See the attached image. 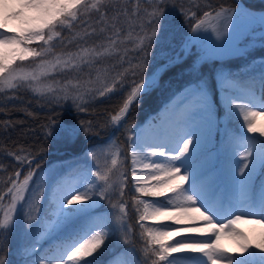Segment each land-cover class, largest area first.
Returning a JSON list of instances; mask_svg holds the SVG:
<instances>
[{"label": "snow or ice", "instance_id": "1", "mask_svg": "<svg viewBox=\"0 0 264 264\" xmlns=\"http://www.w3.org/2000/svg\"><path fill=\"white\" fill-rule=\"evenodd\" d=\"M205 7L192 5L185 11L174 0H0V92L25 88L50 97V103L71 99L83 111L86 97L94 100L127 89L122 106L110 116V123L119 128L130 107L158 84L155 72L148 77L142 73L149 49L166 50L163 42L173 11L195 20L190 40L209 39L210 30L213 48L230 46L236 10ZM13 21L17 25L10 27ZM113 58L116 63H105ZM167 62L159 67L166 70ZM84 68L89 69L87 79L54 80L56 74H79ZM216 93L222 94L219 103ZM221 107L238 128L225 129L226 165L222 175H210L196 161L203 129L213 127ZM255 109H264V58L242 71H220L211 83L195 77L176 104L165 109L160 123L128 129V153L115 144L91 151L86 159L96 161V171L75 162L63 174L44 178L39 165L32 167L31 153L15 156L28 171L20 179L18 169L0 189V253L7 251L10 234L20 228L22 264H264V178L257 177L258 168L264 176V139L258 142L249 135L264 137V128L254 123L264 111ZM45 127L51 130L48 136L71 138L81 132L87 136L96 125ZM109 154L111 167L99 166V157ZM121 155L125 161L131 157L135 191L153 198L135 200L143 205L137 220L143 229V261L126 258L133 228L123 199L127 173L113 176ZM138 164L142 167H135ZM138 172H147L148 178ZM113 194L118 196L114 203ZM241 221L258 226V234L253 237L236 227ZM146 222L151 226L145 228ZM225 237L234 248L224 246ZM0 264H8L2 255Z\"/></svg>", "mask_w": 264, "mask_h": 264}, {"label": "trees", "instance_id": "2", "mask_svg": "<svg viewBox=\"0 0 264 264\" xmlns=\"http://www.w3.org/2000/svg\"><path fill=\"white\" fill-rule=\"evenodd\" d=\"M191 1L192 5H198L201 10H207L205 6L208 4H211L213 8L220 5L232 8L236 5L234 0ZM242 1L250 8L264 9V0ZM195 10L193 8V11ZM199 15H201V12H197V16ZM194 22L195 20H191L192 24ZM229 31L232 34L231 44L239 47L240 51L231 53V50L228 49L224 51L213 48L211 42L215 40V36L200 41L191 48L182 62L171 66L160 75L157 87L142 95L139 101L131 106L125 123L139 121L151 110L154 111L167 92L185 82L189 77L188 72L193 69H198L199 73L204 77L208 76L210 82H212L215 79L214 74L219 65L228 68L229 71L236 72L242 71L243 66L249 62L255 63L264 58V46H262L264 45V40H262L264 38V26L244 24L241 19L237 18V23L231 25ZM130 82L129 79L127 83ZM126 96V89H117L110 96H105L92 106L85 108L84 112L80 113L72 110L69 113L60 106H53L49 100L36 96L25 88L0 92V180L3 184L2 189L7 187L9 178L14 177L21 166L15 159L17 155L25 156L31 153L30 158L44 155L32 164L33 168H36L37 165H39V168H43L52 160L63 157L58 152L68 150L64 154L66 156L71 153H78L82 151L83 145L85 147L92 145L96 142L97 137L104 138L110 132L122 139L121 131L110 123V116L114 115L122 106ZM217 102L219 103V101ZM81 122H91L96 127L87 136L82 132L71 138H66L59 133L55 136L46 135V132L51 131L45 127L49 123H63L68 126L78 125ZM27 171L28 168L26 167L22 172L21 179ZM136 186L134 184L129 187V184H127L124 188L123 199L128 202L127 218L130 225L133 226L131 236L136 242L130 239L136 245L138 254L142 258L141 261H143L145 259L142 251L144 240L140 238L139 229L135 225V218L142 214L143 205L137 206L135 200L144 196L135 191ZM113 198L118 199L117 196ZM5 201L8 203L10 198ZM137 207L140 209L139 213L136 211ZM6 248L7 251L0 253V255L6 259L8 264H22V257L16 255L12 247L6 245ZM109 251H114V249Z\"/></svg>", "mask_w": 264, "mask_h": 264}, {"label": "rangeland", "instance_id": "3", "mask_svg": "<svg viewBox=\"0 0 264 264\" xmlns=\"http://www.w3.org/2000/svg\"><path fill=\"white\" fill-rule=\"evenodd\" d=\"M174 2L176 3L177 8H180V6L183 5V10L185 11H187V9L190 6H192L191 0H174ZM241 19L243 20V23L254 24L253 22L247 19H244L243 17H241ZM191 24H192L191 21L186 16L180 15L178 11H173L172 16L170 18V22L168 24L169 31H168L167 39L163 42V47L166 50L162 51L161 46H153L151 49H149V57H148V62H147L148 66L146 70L142 73L143 76L145 77L151 76L152 70L154 69L156 65L159 64L160 61L165 60V59L169 60L168 59L169 57L170 59L178 58L180 57L181 54H183L184 43L188 39L187 37L188 34L191 32ZM16 25H17V22L15 21L10 22V27H15ZM226 49H228L229 51L231 50L230 51L231 53L240 51L239 47H235L232 44H230V46ZM226 49H223V50L225 51ZM56 51H60V49L57 48ZM116 62L117 61L115 60V58H113L110 61H105V63H109V64L116 63ZM133 63H136V61L133 60ZM25 64L27 65L28 62H25ZM125 67H127V65H125ZM117 70H120V69H117ZM220 71H226V70L220 69ZM91 76L93 78L95 77L94 71L91 73ZM197 76H201V75L198 72L194 71L190 81H192ZM88 77H89V69L84 68L83 71L80 72L79 74L76 72H64V73L56 74L54 76V80L57 82L63 83L65 80H73V81L77 79L84 80V79H87ZM136 78L139 79V75ZM129 79L131 80V77ZM190 81L172 90L166 98L160 101V105L158 108H156L154 111L151 110L152 112L150 111V113L146 115L143 119L127 127L124 133L121 132L122 139L115 136L114 134H108L107 137L100 138L97 144L90 147L88 151H85V153L82 156L80 155L75 156L69 159L67 162H53L46 169L41 171L40 173L41 176L44 178L59 176L65 172L61 170V167L65 166V170H66L68 165L75 164V162H79L76 166L80 168L91 167L92 171H96L97 170L96 161H93L91 158L86 159V157H88L89 153L93 151L94 149L104 148L108 144L118 145L123 153H128L130 149L128 147L126 138L131 135L128 129L134 126H139L141 128H144L151 124L160 123L162 121V118L166 115L165 109H171L176 104V102L180 99V96L183 94L185 87L188 85ZM9 91H12V90H8L5 92H9ZM126 93H127V89H126ZM217 94L222 101V94L220 93H217ZM42 98L50 100V97L48 96H45ZM100 99L101 97H96L94 100L86 97L84 101V104H85L84 109L92 106L95 102H97ZM52 104L53 106H60L66 112H70L72 110L74 111L79 110L72 103L71 99H68V100L61 99L58 102L52 101ZM255 111H264V109H255ZM126 120H127V115H126ZM214 120L215 122L211 129H208V128L203 129L200 156H199V159L196 161V163L198 166L201 167L203 171L208 172L210 175H222L223 169L226 165V158H225V153H224V144H225L224 132H225V129L236 130L238 128V124L230 123L228 121L224 113V109L222 107L219 108V111L216 113ZM254 123L257 128H264V116H258L256 120L254 121ZM121 127L122 126H120L119 128ZM249 135H255L257 137L258 142L259 140L264 139V137L259 136V133L249 134ZM112 151L114 152L115 148H113ZM21 156H24V155H21ZM111 159H112L111 154H109L107 157H99V166L107 165L108 167H111ZM117 161H118L117 166L113 170V176L115 177L119 175V173L121 172H126L127 173L126 185L129 184V187L133 186L134 184L136 185L135 181H133L132 176H131V171L133 168V165L131 163V157L127 156V159L125 161V157L121 155L117 157ZM121 161H124V163H121ZM135 167L140 168L142 167V165L138 164ZM138 175H143L145 178H148L149 174L147 172H143V173L138 172ZM257 177L264 178L259 168L257 169ZM259 183H260V179H257L256 180L257 186L259 185ZM2 188H3V184H2V181L0 180V189ZM113 195L111 196V201L114 203L116 202L117 199H114ZM141 199L150 201L153 198L144 196ZM159 199L163 200L164 198L161 197ZM4 203L7 204L6 201H4ZM107 204L109 205V202L108 200H105L104 208L109 207ZM25 208L27 209V205H25ZM132 213L134 212L132 211ZM101 214H106V213L103 212V210H101ZM0 215H2V213H0ZM135 219H136L135 225L138 227L139 233H141L143 229L137 225L138 216ZM126 220H127V223L130 224L128 222L127 217H126ZM149 226H151V222H146L144 227L147 228ZM236 227L242 229L243 231L249 233L250 235L253 231L255 232L257 231V234L259 231L258 226L252 225L250 223H246L243 221L238 222ZM130 238L133 241H135L131 235H130ZM131 239H130V243L132 241ZM221 242L224 244L226 248L232 249L235 247V244L233 243V241L228 237H225ZM23 243H24L23 231L20 228H17L15 232L10 234L7 244L12 245L14 250L17 253L22 254L21 246ZM134 247H136V245H132V244L128 245V248L130 251H129V255L126 257L127 259L138 260L136 257V252L134 250ZM138 257H139V260L142 259L140 255H138Z\"/></svg>", "mask_w": 264, "mask_h": 264}, {"label": "water", "instance_id": "4", "mask_svg": "<svg viewBox=\"0 0 264 264\" xmlns=\"http://www.w3.org/2000/svg\"><path fill=\"white\" fill-rule=\"evenodd\" d=\"M235 1L237 2V5H238L236 8H234V9L236 10V16H239L241 11H246V12H248V13H250V14H253V15H256L257 13H259V12L255 11V10H252V9L246 7L245 5H243V3H242L240 0H235ZM259 23L262 24L261 21H260ZM190 36H191V34L189 35V37H190ZM195 42H196V41H192V42H190V43L187 45V47H186V49H185V53H187V51H188L189 47L191 46V44H193V43H195ZM169 65H171V64H169ZM169 65H168V66H169ZM162 70H164V69H161V68L159 67L158 70H157V72H155L156 76H158V73H159L160 71H162Z\"/></svg>", "mask_w": 264, "mask_h": 264}, {"label": "bare ground", "instance_id": "5", "mask_svg": "<svg viewBox=\"0 0 264 264\" xmlns=\"http://www.w3.org/2000/svg\"><path fill=\"white\" fill-rule=\"evenodd\" d=\"M241 16L244 17L245 19L251 21V22H258V21H261V18L264 17V12L263 13H259V14H256V15H250L249 13L243 11L241 12ZM208 32H211L210 30ZM190 39H188L185 43V46L186 44L189 42ZM145 163H150L151 161H144ZM251 235L253 237H255L257 235V231H253L251 233Z\"/></svg>", "mask_w": 264, "mask_h": 264}]
</instances>
